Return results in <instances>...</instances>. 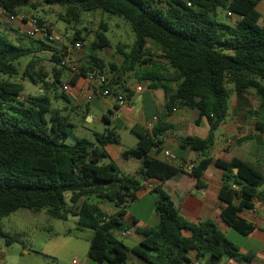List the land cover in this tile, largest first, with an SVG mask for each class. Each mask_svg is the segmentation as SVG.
<instances>
[{
  "label": "trees",
  "instance_id": "obj_1",
  "mask_svg": "<svg viewBox=\"0 0 264 264\" xmlns=\"http://www.w3.org/2000/svg\"><path fill=\"white\" fill-rule=\"evenodd\" d=\"M260 1L45 0L47 4L63 7L61 18L68 22H80L85 11L101 10L121 15L131 23L135 41L129 52L117 48L123 63L120 67L110 63V69L118 72L119 68L124 74L134 72L139 81L147 79L152 88H161L169 112L185 107L196 109L200 117L207 118L210 135L206 139L183 138L178 152L181 158L187 148L201 152L202 159L190 171L198 188L204 187L202 176L213 163L209 149L214 143V131L229 111V87L237 94L254 92L264 107V15L257 10ZM28 4L30 0H0V11L15 16ZM218 10L232 12L237 21L234 24L220 21ZM37 20L49 39L51 28L43 19ZM107 30L104 23L97 29L88 58L77 74L86 77L95 71L104 74L105 62L96 53L110 47ZM81 33L77 32L72 39L74 44L78 41L83 44ZM25 37L12 38L6 29L0 30V74L7 77L0 79V239L7 246L16 240L2 230L1 221L24 208L44 210L63 221L75 219L79 231H91L88 257L100 264H129L131 254L145 264H192L189 255L193 251L198 258L208 255V264H218L225 257L249 263L255 257L251 252L242 254L238 244L228 239L212 220L194 223L184 219L162 186L152 189L159 223L137 228L143 239L134 247L119 239V233L137 223L135 218H126L127 206L137 199L145 182L166 181L182 171L150 155L152 149H160L159 137L169 125L160 119L151 132L140 125L131 128L138 142L134 148L124 149L122 156L142 160L136 174L123 172L109 152L112 144L121 145L118 127L105 128L95 134L94 140L79 138L73 144L64 142L74 124L56 112L48 119L47 113L55 99L52 86L56 83L62 86L60 80L68 70L60 65L61 61L70 52L68 47L50 48L34 37H28L29 45H24ZM37 42L41 45L35 47ZM149 42L161 52L155 56L157 59L146 46ZM48 49L53 64L50 72L40 66L41 59L37 56ZM24 58L29 61L20 74ZM143 65L145 68L141 69ZM169 68L173 72L171 77L167 76ZM20 75L41 86L40 93L20 100L24 85L12 79ZM49 77L51 82L47 80ZM163 80L166 83L160 82ZM105 88L113 90L109 81L101 89ZM83 116L87 117V113ZM105 120L109 121L106 117ZM257 128L264 131V123L258 122ZM214 164L223 170L218 193L223 216L233 230L247 236L256 226L241 214L252 210L256 200L264 202V193L259 191L262 175L240 158L230 162L218 159ZM99 201L113 203L118 211L104 212Z\"/></svg>",
  "mask_w": 264,
  "mask_h": 264
},
{
  "label": "crops",
  "instance_id": "obj_2",
  "mask_svg": "<svg viewBox=\"0 0 264 264\" xmlns=\"http://www.w3.org/2000/svg\"><path fill=\"white\" fill-rule=\"evenodd\" d=\"M257 10L261 15H264V0H261L258 3ZM224 12L227 16V12ZM230 19L232 20L231 24H234L238 18L237 16H233ZM6 20H8V16L4 14L3 11H0V22H5ZM18 25L19 26L13 31V33L8 32L12 38H24L26 32L31 27L28 20H21ZM52 37L53 34L51 32L49 39L45 38L44 40L38 37H34V39L41 40L48 45L47 43L49 42L51 44L53 43ZM80 38L84 39L82 33ZM37 46L38 45H35V47ZM146 46L153 54V58L157 59L155 56L160 55L161 52L151 42ZM63 47L64 46H62V48ZM119 47L123 48V46ZM55 48L62 49L59 47ZM68 51L70 52L68 59L76 61L80 63V65H84L91 50L87 49L84 51L82 50L81 52H76L68 47ZM42 53L44 55L43 57L47 56L50 60V49L42 51ZM96 55L98 56L97 53ZM98 57L105 62L104 75L108 77V80L113 87L112 91L127 96V103L125 106H119L116 99L112 96L104 97L97 92H93L92 84L84 75L72 74L67 70L63 75L65 79L62 82L63 84H69V90L64 93L67 104L80 114L87 113V116H91L97 121L90 123L92 128H85L92 136V140H94L95 134L102 133L105 128L118 127L119 130L120 127V130L126 128L131 131V128L134 125H140L146 129L145 125L151 117L158 115L159 120L161 119L162 123L169 125V129L164 131L159 137L160 149H152L150 155L164 161V152L170 151L177 157L172 165L178 166L182 169V171L166 181L151 179L150 181L145 182V188L137 193V199L135 201L143 200L148 195L154 197L155 194L152 193V189L156 186H162L168 192L171 199L174 201L179 214L184 219L194 223L212 220L221 232L227 236L232 227L223 216V204L218 199V193L223 182V170L217 167L214 164V161L219 159L225 162H230L234 158H240L261 173L262 181L264 183V131H260L257 128L258 122L264 123V107L260 105L259 97L254 92L237 94L233 91L232 87L230 88L231 97L229 111L225 120L214 131V143L209 149V156L213 159V163L209 165L202 176L204 187L198 188L196 186L197 180L188 168L197 165L199 160L202 159L203 156L201 152L187 148L184 151L182 158L178 156V152L181 150L180 146L183 138L192 136L206 139L210 135L211 129L207 118L200 117L198 110L185 107H177L169 112L165 108L166 97L161 88H152L151 81L147 79L139 81L135 77L134 72L126 74L121 72L120 74H122L123 77L119 78L118 75H116L117 72L110 69V64H108L104 58L100 56ZM117 61L119 60L117 59ZM50 65L52 68L53 64ZM121 65L122 64H116V66ZM150 66L152 67L153 65L151 64ZM140 68H145V65L140 66ZM167 76H173V72L170 68ZM72 79H74L73 82L71 81ZM47 80L49 82L52 81L50 77L47 78ZM160 82L166 83L164 80ZM138 88L141 89L138 90ZM89 95H92L91 100L87 99ZM84 104H86V106H84ZM105 117L109 121H106ZM217 133H220V139L217 138ZM137 142L138 138L135 144H137ZM108 149L116 165L123 172L127 174H136L137 170L141 167V159H127L122 156L124 149H118L115 152V155H113L112 146H109ZM261 186L262 183L259 186V191L264 193V189H262ZM103 202L104 201H99V206L104 212L114 214L118 211V208H116L113 203L114 207L110 206V209H106L103 206ZM151 204L152 208L150 211V217L146 221L127 210L128 213L126 218H135L137 223L134 227L128 228L119 233V236L131 237L139 243L143 239V235L137 228L153 227L160 221L159 214L154 208V199ZM241 215L256 226L251 234L244 236L246 241L243 245L236 242L242 254L251 252L255 255L249 263L245 264H264V208H257L256 212L244 210ZM184 235L188 236L189 233L184 232ZM89 238L87 240L90 245ZM189 257L192 260V264H200V259L202 257L198 258L195 251L191 252ZM129 264L145 263L138 260L135 255L131 254ZM218 264L244 263L225 257Z\"/></svg>",
  "mask_w": 264,
  "mask_h": 264
},
{
  "label": "rangeland",
  "instance_id": "obj_3",
  "mask_svg": "<svg viewBox=\"0 0 264 264\" xmlns=\"http://www.w3.org/2000/svg\"><path fill=\"white\" fill-rule=\"evenodd\" d=\"M30 2L27 6L21 8L20 15H24V20H28L30 17L44 20L45 25L52 29L53 43H47L51 45L50 48L67 46L75 51L72 39L77 32H82L84 37L82 50H90L95 39V32L104 23L108 27L105 34L110 40V47L98 50L97 54L104 58L108 64H122L124 58L118 53L117 48L123 46V49L129 52L135 41V34L131 23L121 15H111L101 10L85 11L82 13L80 22L74 20L68 22L61 18V15L65 12L63 7L47 4L45 0H30ZM31 4L36 7H33ZM218 19L228 24L232 23V20L225 15L223 10H218ZM21 20V18H18L11 21L8 18L5 22H1L0 30L6 29L9 33H13ZM36 37L45 40L43 32ZM25 39L28 41V37H25ZM24 45L29 44L28 42H24ZM36 45L39 46L41 44L37 42ZM37 56L41 59L40 66H44L45 71L50 72L51 63L49 58L47 56L43 57L42 52L38 53ZM28 61L29 58H24L21 61L20 74H22ZM118 70L116 75L122 78L123 76L120 74L121 70L119 68ZM3 78L7 77L0 74V79ZM12 79L21 81L24 85V90L19 96L20 100L30 95H37L41 91V86L22 79L21 75ZM64 79L62 77L60 81L63 82ZM51 91L52 95H55V99L52 101L47 118L49 119L50 115L56 112L74 124L70 135L64 138V142L73 144L79 138L92 140V136L86 131V129L92 128L90 122L87 120V117L91 116L84 117L83 114L73 110L67 104L60 83L53 85ZM119 130L121 145L112 144L113 155H115L118 149H131L136 145L137 136L133 132L126 128ZM220 137V133H217V138L220 139ZM261 188L264 189L263 181ZM153 199L154 197L148 195L143 200L130 203L127 206V210L146 221L150 217ZM103 203L106 209H110V206H113L109 201H104ZM1 228L5 233L13 237L16 242L7 246L5 240L0 239V264H100L91 260L87 255L89 249L87 239L91 236V231H79L76 228L75 219L63 221L49 216L44 210L34 211L21 208L4 217L1 221ZM227 237L241 245L246 241L243 235L233 229H231ZM119 239L129 247H134L138 244L131 237L119 236ZM200 264H208V256L202 257Z\"/></svg>",
  "mask_w": 264,
  "mask_h": 264
},
{
  "label": "built area",
  "instance_id": "obj_4",
  "mask_svg": "<svg viewBox=\"0 0 264 264\" xmlns=\"http://www.w3.org/2000/svg\"><path fill=\"white\" fill-rule=\"evenodd\" d=\"M228 17H233L235 16L232 12H227L226 13ZM9 20H15L18 18H21L22 20L25 19L24 15H20V13L18 15L15 16H8ZM29 23H30V29L26 32V35L30 38L36 37L38 34L40 33H44V31L38 27V20L35 17H30L28 19ZM45 34V33H44ZM46 37V35H45ZM75 47V51H81L83 48V44L82 42H76L74 44ZM74 51V50H72ZM61 66L65 67L68 69L69 72H71L72 74H77L80 72L81 69V65L80 63L70 60L68 59V57L62 59L61 61ZM89 82L92 84L93 86V92H97L99 93L101 96L104 97H109L112 96L116 99V102L119 104V106H125L127 103L126 97L124 96V94H114L109 88H105V89H101L103 86H106L108 84V77L104 74H101L97 71L95 72H91L88 74L87 76ZM63 91L67 92L69 90V84L68 83H64L62 85ZM141 88H138V90H140ZM88 100L92 99V95H89L87 97ZM159 121V117L158 115H154L151 117V119L146 123V129L151 131L153 129V127L155 126V124ZM229 142V141H228ZM230 143V142H229ZM177 157L175 156L174 153L170 152V151H166L164 152V161L172 164L174 161H176ZM194 166H190L188 169L189 171H191L193 169ZM264 208V202H262L261 200H256L255 201V206L254 208L251 210L252 212H256L257 208ZM125 234V233H124ZM197 264V263H195Z\"/></svg>",
  "mask_w": 264,
  "mask_h": 264
},
{
  "label": "water",
  "instance_id": "obj_5",
  "mask_svg": "<svg viewBox=\"0 0 264 264\" xmlns=\"http://www.w3.org/2000/svg\"><path fill=\"white\" fill-rule=\"evenodd\" d=\"M87 120H88L90 123H92V122H97L96 120H94V119L91 118V117H87Z\"/></svg>",
  "mask_w": 264,
  "mask_h": 264
}]
</instances>
